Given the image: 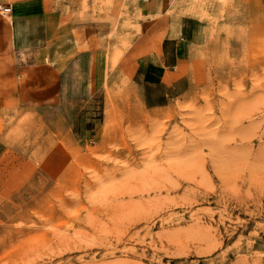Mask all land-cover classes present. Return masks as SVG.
Instances as JSON below:
<instances>
[{
    "label": "rangeland",
    "instance_id": "1",
    "mask_svg": "<svg viewBox=\"0 0 264 264\" xmlns=\"http://www.w3.org/2000/svg\"><path fill=\"white\" fill-rule=\"evenodd\" d=\"M138 4L0 0L29 22L17 52H62L55 113L10 122L0 264H264V4L171 0L151 18ZM48 15L70 31L45 43ZM162 16L191 52L146 89L133 62ZM57 141L72 161L52 177L39 162Z\"/></svg>",
    "mask_w": 264,
    "mask_h": 264
},
{
    "label": "crops",
    "instance_id": "2",
    "mask_svg": "<svg viewBox=\"0 0 264 264\" xmlns=\"http://www.w3.org/2000/svg\"><path fill=\"white\" fill-rule=\"evenodd\" d=\"M138 1L140 13L146 18L161 16L171 7V0ZM204 1L211 3L215 9L220 8L222 3V0ZM225 1L230 6L234 2L256 1L264 4V0ZM11 14L12 17L0 15V164L10 153L12 141L9 129L15 114L30 110L55 113L62 99V67L56 59L62 56V52L56 45L52 52H17L23 26L29 22L27 18L17 19L16 7H11ZM158 19L146 34L150 44L140 49L139 52L143 53L133 62L135 82L146 89L175 83L179 79L175 75L191 52L186 28L178 29L166 16ZM43 24L45 43H49V38L57 41L70 31L66 25H61V19L56 15L44 17ZM46 58H49L48 62ZM71 161V150L57 141L44 152L39 169L55 177L69 167Z\"/></svg>",
    "mask_w": 264,
    "mask_h": 264
},
{
    "label": "built area",
    "instance_id": "3",
    "mask_svg": "<svg viewBox=\"0 0 264 264\" xmlns=\"http://www.w3.org/2000/svg\"><path fill=\"white\" fill-rule=\"evenodd\" d=\"M11 12L10 8H3V7H0V13H3L4 15H7Z\"/></svg>",
    "mask_w": 264,
    "mask_h": 264
},
{
    "label": "bare ground",
    "instance_id": "4",
    "mask_svg": "<svg viewBox=\"0 0 264 264\" xmlns=\"http://www.w3.org/2000/svg\"><path fill=\"white\" fill-rule=\"evenodd\" d=\"M0 15H4L3 13H0Z\"/></svg>",
    "mask_w": 264,
    "mask_h": 264
}]
</instances>
